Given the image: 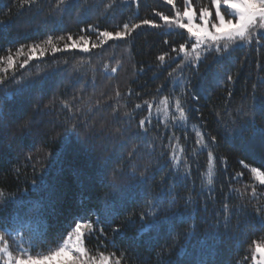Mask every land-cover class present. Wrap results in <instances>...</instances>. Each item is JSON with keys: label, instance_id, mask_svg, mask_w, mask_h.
I'll use <instances>...</instances> for the list:
<instances>
[{"label": "trees", "instance_id": "1", "mask_svg": "<svg viewBox=\"0 0 264 264\" xmlns=\"http://www.w3.org/2000/svg\"><path fill=\"white\" fill-rule=\"evenodd\" d=\"M107 2L108 0H103V3ZM206 2L207 0H201L202 4ZM52 3L54 0H39L30 8L27 5L21 8L20 0H0V21L4 25L0 28V52L9 47L15 49L20 44L43 40L48 35L61 36L71 32L75 36L79 34L81 27H86L89 23L97 25L101 30L114 32L122 28L125 22L135 23L145 18L162 23L153 13V9L166 15L173 14L172 6L165 4L164 0H138L135 3L132 0H117L115 8L102 15L103 3L100 0H92L93 10L87 15H78L77 10L83 6L81 0V3L66 12L62 19L54 20L48 16ZM177 4L182 8V0H177ZM165 31L163 28L142 27L124 40H109L102 49H93L90 52L75 49L46 56L42 62L34 60L28 72L35 73L38 67L44 76L43 86L31 90L23 98L0 105L4 113L3 120L0 121V188L11 193L29 190V195L25 199H36L40 194L31 190L33 179L39 181L43 176L46 182L55 185L58 200L55 207L43 217L49 241L57 239L62 231L66 235V230H69L68 223L79 213L82 201L92 209L102 207V204L95 200L96 195L104 191L99 187L96 177L101 170L106 177L110 176L114 167L122 162L126 163L128 153L134 145L138 146L137 157H142V162L150 160L153 169L164 164L165 172L168 170L167 164L164 163L165 158L159 155L161 151L159 141L155 152L145 147L160 131L166 130L162 128L157 130L153 126L147 137L135 135L137 131L135 121L146 113V106L143 112H137L125 137L114 138L109 134L110 129L128 127L130 123L123 117V109L113 116L115 101L110 97L114 95L115 90L119 88L125 97L120 103L127 104L131 109L140 100L149 99L156 92L157 85L162 84L167 73L175 67V64H171L158 68L156 56L161 52H168L173 44L178 46L183 43L186 32L176 30L165 35ZM89 35L95 39L94 34ZM165 40H168L169 44L166 45ZM53 60L59 63L53 65ZM65 60L66 64L63 63ZM116 60L121 61L117 66L119 71L115 74H102L103 63L115 65ZM216 67L217 65L212 62V56H208L200 63L199 74L191 68L183 70V76L192 79L197 86L194 92L185 97L189 110L188 127L177 130L181 137L187 132L189 138L183 142L187 144L189 151L195 139L191 132L192 125L202 126V130L208 135L217 136L219 142L214 147L217 157L216 177L214 185L211 186L212 190L209 191L207 187L201 189L200 172L206 170L207 164L205 150L200 155L192 157L190 178L177 186V191L181 195L193 187L199 193L198 210L190 213L192 219L184 223L177 221L171 229L166 227L163 232L150 234L140 233L138 223L135 225L124 223L122 231L116 234L112 233L110 225H101L105 228L108 238L104 241L107 247H100L99 250L115 252L116 256L124 253L122 264H165L168 260L173 261V264H190L199 260H203L205 264L237 262L243 264L245 256L248 257L246 264H251L248 243L260 236L259 231L250 232L248 242L243 244L226 236L215 244L214 251L202 248L199 241L204 238L209 224L217 218V213L221 212L226 195L231 197L227 201L230 204H247L248 211L253 216L254 205L257 203L264 205V185H258L251 173L239 163L240 160H244L252 167H259L264 171V167L261 166L264 148L255 143L245 150L241 139L233 136L225 123L229 121V115L232 118L236 117L242 104L249 106L251 104V96L245 99V94H250L252 84L259 76H264V41L259 47L253 43L238 48L224 61L222 68L225 75L232 74L234 77L230 86L224 81L217 83L213 78L211 72ZM6 87L12 89L14 85L9 84ZM229 87L233 93L230 98ZM129 88L133 90L131 96H128ZM136 92L141 93V96H135ZM179 92L180 88L169 80L160 95ZM261 93H264V87L258 89L257 96ZM192 96H198V99H192ZM54 97L68 100L74 108L80 107L82 110L69 113L60 105L59 100L54 106H50V101ZM73 97L83 99L77 98L73 101ZM97 100L101 101L100 105L93 107ZM89 107H92L91 111L88 110ZM29 119L32 121L31 127L27 129L21 127ZM156 120L154 117L153 125ZM256 122L264 126V120L260 115H257ZM73 123L76 124L75 128L72 127ZM164 143H167V139ZM46 152L53 155L46 156ZM58 152L63 153L62 162L54 166L53 158ZM29 154L32 156L31 160L27 159ZM220 157L226 158V162H221ZM236 172L244 173L239 182L232 180ZM161 175L163 173L158 172L155 180L149 181L139 192H132L114 223H122L130 212L138 211L143 206L147 193L159 190ZM253 183H257L258 200L249 202L245 197L241 201L238 193L229 192L230 185L245 190V185ZM247 191L250 192L251 188ZM180 211H184L182 204ZM16 212L17 205L9 202L0 215L13 220ZM236 222L237 217L233 216L232 225ZM193 225L198 226V235L185 242L184 237L179 234L187 235L185 230ZM220 230L224 231L222 226ZM100 239L103 237L98 239V233H94L85 240V246L92 250L90 254L95 253ZM109 241H114L115 247ZM208 243L211 245L213 242L209 240ZM162 248H168L170 255L161 256Z\"/></svg>", "mask_w": 264, "mask_h": 264}, {"label": "snow or ice", "instance_id": "2", "mask_svg": "<svg viewBox=\"0 0 264 264\" xmlns=\"http://www.w3.org/2000/svg\"><path fill=\"white\" fill-rule=\"evenodd\" d=\"M39 0H20L21 8L27 5L29 8L37 4ZM103 3V0H100ZM138 2V0H132ZM81 0H54L48 10V16L54 20L62 19L63 15L70 11L75 5L80 4ZM83 6L77 10L78 15H87L93 10L92 0H82ZM164 3L172 6V15H166L153 9V13L162 23H157L155 19L145 18L135 23L125 22L122 28L116 31L107 29L101 30L95 24H87L86 27L79 29L78 35L71 32L61 36L48 35L40 41H33L28 44H20L15 49L9 47L0 52V105L9 101L23 98L26 93L33 89L41 88L44 82V76L39 68L35 73L28 72L31 63L41 61L44 57L56 53L67 52L80 49L84 52H90L93 49H102L109 40H124L131 36L133 32L142 27L154 29H166L165 35L171 34L176 30H184L186 39L178 46L173 44L168 52H161L156 56L159 62L157 67L170 66L175 64L174 68L167 73L165 81L157 85L156 92L149 99H142L135 103L129 109L127 104H121L124 95L117 88L114 95L110 97L115 101L113 105V116L117 115L123 109V117L129 120L128 127H115L110 129L109 134L114 138H123L128 134L131 128V122L135 120L138 111L143 112L146 106V113L141 115L138 121H135L137 136L147 137L149 131L154 126L160 131L152 138L150 143L145 145L152 152L156 151L157 141L160 143L161 157L165 158L167 171L164 170V164H160L153 169L151 161L142 162L143 158L137 157L138 146L134 145L129 151L127 162L121 163L112 169L110 176H105L101 170L96 179L99 181V187L104 191L98 193L95 200L102 204L101 208L92 209L88 204L82 201L79 213L71 218L68 223L66 235L62 231L60 236L49 241L48 230L43 225V217L50 209L55 207L58 200V193L54 184L46 182L43 176L39 181L33 179L31 190L40 194L36 199H25L29 195V190H19L17 193H11L0 188V213L4 206L13 202L17 205V212L13 220L0 215V264H122L124 253L116 256L115 252L100 251V247L106 248L104 241L107 240L105 228L101 225H110L113 234L120 233L124 223L135 225L138 223V231L143 234L152 232L160 233L167 227L171 229L177 221L184 223L192 219L191 212L198 210L197 197L199 193L195 188L189 189L181 195L177 191V186L181 182H186L191 176L192 157H196L207 151L206 170L200 172L201 189L207 187L209 191L214 185L216 171L215 162L217 157L214 152L215 145L218 144L216 135H208L202 130V126L192 125L191 132L194 134V143L189 151L186 141L189 137L187 132L184 136L177 134V130L187 129L189 121V110L186 106L185 97L195 91L196 82L183 76L185 68L195 70L199 74V65L208 56H212V62L217 67L211 72V75L217 83L224 81L231 85L234 81L232 74L225 75L222 65L224 61L238 48L252 45L255 43L258 47L264 41V0H207L201 3V0H182V8L178 6L177 0H164ZM117 0H108L103 3V12L106 14L113 10ZM3 22L0 21V28ZM95 35V39L89 35ZM164 43L169 44L168 40ZM179 61V63H177ZM59 63L53 60V65ZM67 63V61H63ZM120 60H116L115 65L104 62L102 65V74H115L119 71ZM95 71V67H93ZM142 72L143 69H140ZM179 73V75H178ZM156 74L154 73V76ZM172 81L175 86L180 88L178 94L171 93L161 96L168 81ZM12 84V89L6 86ZM252 92L245 94V99L251 96V104H242L237 111L235 118L229 115V121H225L230 133L241 139L242 147L248 150L253 144L259 143L264 148V126L256 122L257 115L264 120V93L257 96V91L264 87V76H259L257 81L252 84ZM133 94L131 88L128 89V96ZM140 97L141 93H134ZM233 95L231 88H228V97ZM77 98L73 97V101ZM192 99H198V96H192ZM59 100L60 105L67 109L69 113L80 112V107H73L68 100H60L54 97L50 101V106H54ZM101 101L97 100L98 107ZM47 107V106H46ZM89 111L92 107H89ZM3 108L0 107V121L3 120ZM219 115V114H218ZM156 117V123L153 125V118ZM31 119L26 120L21 127L30 128ZM75 128L76 124L73 123ZM247 133V135H245ZM167 139V143L164 140ZM67 142V138H66ZM46 156H52L51 152H46ZM63 153L58 152L53 158V165H60ZM27 159L31 160L29 154ZM221 162H226V158L220 157ZM239 163L244 169L249 171L252 178L258 185H264V171L259 167H252L250 164L240 160ZM261 166L264 167V158L261 159ZM35 171V165L33 166ZM19 171V169H17ZM160 172L163 175L159 179V190L147 193V199L138 211L130 212L125 220L120 223H114L120 215L121 208L128 202L132 192H139L149 181L155 180L156 174ZM244 175L243 172H236L232 180L239 182ZM257 183L245 185L244 189L233 188L229 186V192L239 194L241 201L248 198L258 200ZM251 188L248 192L247 189ZM230 195L225 196V202L221 205V212L217 213V218L209 224L206 234L199 244L202 248H209L214 251L215 244L222 241L224 237L239 240L241 244L248 242L250 232L259 231L261 234L256 239H251L248 243V251L251 253V264H264V205L257 203L254 205L255 215L248 211V205L245 203L230 204L227 201ZM183 205L184 211H180V205ZM222 213V216H221ZM163 214V215H162ZM237 217V222L232 225V217ZM33 225H36L34 227ZM243 225V227H242ZM221 226L224 231L221 232ZM196 225L186 229L187 235L180 233L185 242L198 235ZM98 233L99 245L94 254L91 249L85 246V240L92 234ZM213 243L210 245L208 241ZM115 247L114 241H109ZM170 255L168 248H162L161 256ZM248 257L243 258V264H246ZM165 264H173L168 260ZM190 264H205L203 260L192 261ZM242 264V262H237Z\"/></svg>", "mask_w": 264, "mask_h": 264}]
</instances>
